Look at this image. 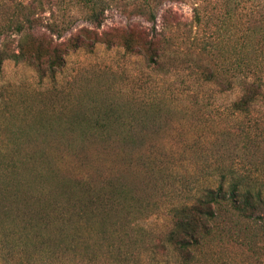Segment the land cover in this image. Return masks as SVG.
<instances>
[{"label": "rangeland", "instance_id": "1", "mask_svg": "<svg viewBox=\"0 0 264 264\" xmlns=\"http://www.w3.org/2000/svg\"><path fill=\"white\" fill-rule=\"evenodd\" d=\"M226 1L0 0V42L28 16L61 53L58 66H0V264H181L163 242L173 206L220 181L264 186L262 109L230 108L241 81L264 88V37L246 27L264 0ZM145 39L162 46L154 62ZM71 181L104 195L116 182L123 200L57 196ZM242 238L189 264L264 262Z\"/></svg>", "mask_w": 264, "mask_h": 264}, {"label": "trees", "instance_id": "2", "mask_svg": "<svg viewBox=\"0 0 264 264\" xmlns=\"http://www.w3.org/2000/svg\"><path fill=\"white\" fill-rule=\"evenodd\" d=\"M230 3H233L236 9V0L225 2L226 5ZM150 17L152 19V16ZM250 17L246 18V23L250 24L246 27L263 38V16L251 20ZM227 18L231 20V14L228 13ZM33 20L32 17L25 16L22 21L15 23L14 29L18 36L13 46L6 38L0 42V66L2 61L7 58L14 61H26L37 68L43 63L49 67L60 65L61 53L59 46L52 44L50 39L39 33L38 28L34 27L32 23ZM88 20L90 22L99 21V17L94 14L88 17ZM98 21L96 24H98ZM173 22H178V20H173ZM260 37L258 39L262 42ZM130 41L126 37L123 38V44L127 50H131ZM106 43L109 44L110 42L107 41ZM139 46L149 62H154L162 49V46L154 45L152 39L143 40ZM64 51L62 49V53ZM240 90L239 96L230 104L231 111L246 114L250 111L252 105L258 102L264 115V88L261 82L243 80L241 81ZM224 184V181H220L216 187H208L189 202L173 206L171 209V225L164 235L163 242H166L176 252L175 254L181 258V264H189L194 261V253L206 245H212L215 240H221L224 236L229 238L234 236L237 239L238 230L243 231L241 244L247 245L250 250H253L252 253L255 247L264 252V240L259 246L252 243L257 238L256 229L246 232L239 227L235 228L237 222L243 220L251 221L257 226V230L258 228L264 229V186H241V182L235 179L230 180L227 186H224ZM104 186L110 187L105 191V195L98 191L93 193L90 190H85L78 183L71 181V190H61L57 196L63 197L66 201H70V197H74L78 202H95L98 203L96 206L103 205V201L109 203L123 200L124 191L118 184L116 185V182H108ZM75 188L78 190H75ZM221 217H223L224 222L219 221ZM228 223H232L233 228H230ZM260 264H264V262Z\"/></svg>", "mask_w": 264, "mask_h": 264}]
</instances>
